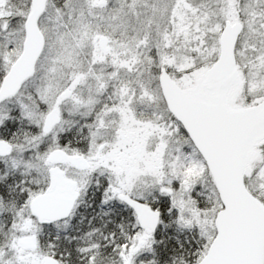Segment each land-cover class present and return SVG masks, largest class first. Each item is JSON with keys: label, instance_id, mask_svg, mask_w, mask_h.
Returning a JSON list of instances; mask_svg holds the SVG:
<instances>
[{"label": "rangeland", "instance_id": "obj_1", "mask_svg": "<svg viewBox=\"0 0 264 264\" xmlns=\"http://www.w3.org/2000/svg\"><path fill=\"white\" fill-rule=\"evenodd\" d=\"M98 1L47 0L37 20L44 48L34 73L0 104V135L27 125L25 133L14 135L10 153L0 155V169L12 171L24 191L32 190L9 220L0 217L8 230L0 264H40L45 256L37 247L21 249L17 240L41 233L29 201L34 189L43 191L48 184L47 155L60 148L63 133L79 124L87 134L73 152L90 166L63 164L77 182L78 198L94 184L104 186L105 203L122 192L147 200L158 192L167 197L176 226L195 230L206 241L215 235L221 202L212 177L167 109L158 77L164 67L180 87H193L218 55L224 23L238 21L240 80L228 89L227 100L234 108L260 102L264 0ZM29 11L30 0L0 2V77L21 52ZM100 36L107 38L105 52L98 46ZM65 89L69 93L62 98ZM102 95L112 105L98 107ZM53 107L59 110V122L43 133L44 116ZM243 177L249 192L264 204V139L254 147ZM3 209L0 199V214ZM153 241V233L133 232L111 264H154Z\"/></svg>", "mask_w": 264, "mask_h": 264}, {"label": "water", "instance_id": "obj_2", "mask_svg": "<svg viewBox=\"0 0 264 264\" xmlns=\"http://www.w3.org/2000/svg\"><path fill=\"white\" fill-rule=\"evenodd\" d=\"M47 0H30V11L24 21V40L18 57L9 66L0 84V102L13 96L34 71L44 47V38L37 20ZM1 2V0H0ZM101 3H105L102 0ZM240 22H226L219 38V54L212 65L196 80L192 88L181 89L165 68L159 76L160 88L169 111L181 123L193 145L202 156L222 203L215 217L216 235L196 264H264V205L251 194L243 181V171L252 148L264 136V99L243 108L230 107L227 91L239 82L234 54ZM98 45L107 51L106 38ZM69 91L61 93V97ZM59 121L56 109L44 116V133ZM11 145L0 140V155H8ZM64 160L77 168L89 167L81 155L52 151L47 161ZM77 182L65 176L57 165L49 168L47 188L30 201V211L41 223H51L69 216L77 199ZM118 198L131 207L142 228L155 230L159 214L128 194ZM22 249L35 248V236L20 237ZM40 264H60L46 255Z\"/></svg>", "mask_w": 264, "mask_h": 264}, {"label": "trees", "instance_id": "obj_3", "mask_svg": "<svg viewBox=\"0 0 264 264\" xmlns=\"http://www.w3.org/2000/svg\"><path fill=\"white\" fill-rule=\"evenodd\" d=\"M26 127L25 123H21L13 136L2 134L0 138L15 142L14 135L25 133ZM180 130L186 134L183 129ZM85 134L83 132L80 137L84 139ZM23 187L24 184L16 179L12 171L0 169V199L4 207L1 215H6L8 220L18 205L27 202L32 192L30 187L27 191ZM40 191L36 188L34 194ZM103 195V185H91L77 199L68 218L51 224L39 223L42 230L37 234L36 247L42 249L45 255L56 258L60 264H111L121 248L128 245L135 231L128 228V207L117 198L105 203ZM160 210L162 222L153 233L150 252L154 264H195L204 254L209 241L195 230L176 226L168 204L162 205ZM7 232L0 220V249L7 240Z\"/></svg>", "mask_w": 264, "mask_h": 264}, {"label": "flooded vegetation", "instance_id": "obj_4", "mask_svg": "<svg viewBox=\"0 0 264 264\" xmlns=\"http://www.w3.org/2000/svg\"><path fill=\"white\" fill-rule=\"evenodd\" d=\"M106 42H107V38H106ZM160 71H161V69H160ZM2 76H3V75H2ZM2 76L0 77V84H1ZM27 80H28V79H27ZM27 80H25V81L21 84V86H20V88L18 89V91L16 92V94L20 91L22 85H23ZM160 91H161V90H160ZM16 94H15V95H16ZM15 95H14V96H15ZM60 95H61V94H60ZM14 96H11V97H8V98L4 99L3 101L0 102V104H1L2 102L6 101L7 99H10V98H12V97H14ZM60 97H61V96H60ZM107 105H112V102H111L109 99L107 100L105 95L100 96V99H99V102L97 103V106H98V107H102V106H107ZM53 108L56 109L55 107H53ZM53 108H51V109H53ZM51 109H50V110H51ZM50 110H49V111H50ZM56 110H57V109H56ZM57 112H58V114H59V110H57ZM59 118H60V115H59ZM79 125H80V124H79ZM79 125H74V127L72 128V130H69V131H66L65 133H63L62 138H61V146H60V148H55V149H53L52 151L58 149V150H62L63 152H65V154H67V155H69V156H71V155H82V154H80V153L73 152V150H74V149H77V148H78V145L81 144L80 141H79V139L81 138L80 135H82V133L85 132L86 129H87L86 127H82V126L79 127ZM72 136H74V138H71ZM0 139H2V138H0ZM263 139H264V138H263ZM263 139H262L261 141H259V142L257 143L256 146H258V145L263 141ZM2 140H4V139H2ZM5 141H7V142L10 143L9 140H5ZM256 146H255V147H256ZM52 151H51V152H52ZM51 152H50V153H51ZM50 153H49V154H50ZM49 154H48V155H49ZM48 155H47V157H48ZM82 156H83V155H82ZM47 157H46V160H47ZM63 164H69V165L72 166V164L69 162V160H64V161H62V162L52 164L51 167L54 166V165H57L59 168H61V169L64 171V174L66 175V171H65V169H64ZM48 178H49V169H48ZM48 182H49V181H48ZM38 193H39V192H38ZM36 194H37V193H36ZM128 194L131 195L132 198H134V199H136V200H138V201H140V202H142V203H144V204H147V205L149 206L150 209H152V210L158 212V214H159V222H158V224H157V226H158L159 223H160V221H161V218H162L161 210H160V209H161V206H162V205H166V204H168V205L170 204V203L168 202V200L166 199L167 197L162 196V194H160V193L157 192V193H154V194L151 195L150 200H145V201H144V199L141 198V197H138V196H136V195H134V194H131V193H128ZM34 195H35V194H34ZM169 208H171L170 205H169ZM128 216H129L128 219H129V221H130V223H129V225H128V228H129L130 230H133V231L144 230V231H146L144 228H142V227L139 225L134 210H132V209L129 208V207H128ZM0 217H1V214H0ZM171 219H172V218H171ZM35 236H36V235H35ZM35 239H37V238L35 237Z\"/></svg>", "mask_w": 264, "mask_h": 264}]
</instances>
